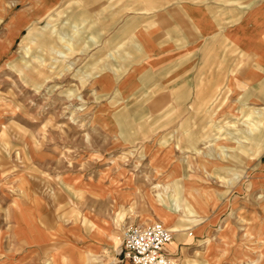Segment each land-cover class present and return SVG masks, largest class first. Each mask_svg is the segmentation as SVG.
Instances as JSON below:
<instances>
[{"label":"rangeland","instance_id":"374dc122","mask_svg":"<svg viewBox=\"0 0 264 264\" xmlns=\"http://www.w3.org/2000/svg\"><path fill=\"white\" fill-rule=\"evenodd\" d=\"M44 1L0 0V42L8 43L6 51L0 48V238L9 234L11 241L0 239V264H54L49 257L55 252L69 255L63 245L12 243L20 239L12 235L14 200L24 209L27 193L38 196L41 226L48 219L61 229L76 223L86 238L92 225L83 217V202L96 195L94 185L121 204L112 214L124 225L134 218L138 225L159 220L168 227L171 251L177 243L174 264H264V137L260 144L227 140L226 134L205 144L197 137L207 126L199 118L208 108L217 124H236H224L225 131L243 130L248 115L264 114L257 89L212 82L209 73L195 85L207 100L202 106L192 105L189 95L186 106H177L174 91L155 84L123 101L107 96L98 85L108 88L112 74L120 76L129 62L154 49L143 40L136 44L133 28L120 26L116 39L113 30L122 16L151 7L138 0H60L10 36L9 20L22 7L41 9ZM49 46L66 54L53 61ZM187 133L200 153L184 146ZM123 262L119 257L117 264Z\"/></svg>","mask_w":264,"mask_h":264},{"label":"crops","instance_id":"0c3cea01","mask_svg":"<svg viewBox=\"0 0 264 264\" xmlns=\"http://www.w3.org/2000/svg\"><path fill=\"white\" fill-rule=\"evenodd\" d=\"M35 1L40 2V0H34V4ZM59 1L46 0L44 2L50 5L43 2L39 4L41 9L36 10L33 9V4L29 7H22L6 25L10 36L19 33L32 21L44 16V11L52 9ZM137 3L142 8L151 7V9H137L132 11L133 16L131 17L122 16L125 18L113 30V39H116L114 37L117 35L118 28L124 25L127 28H133V39L138 40L136 44L143 40L145 46L152 44L154 49L151 50L150 56L144 55L141 59L129 62L120 76L112 74L108 88L103 90L96 83L98 89L107 93V96L117 95L122 100L138 92H150L152 89L148 90V87L154 84L162 85L164 89L170 87L174 91L177 106H186L185 101L188 95L189 100L190 96L193 99L192 105L202 106L207 103V100L202 101L204 92L198 93V87L195 85L201 75L206 76L210 73L212 82L225 79L224 81L228 82L230 87H235L241 82H245L248 86L253 85L257 89V101L264 103V0H152L150 5L138 0ZM124 13H129L128 9ZM3 16L4 13L2 14L1 11L0 19ZM30 30L31 28L27 31L28 36ZM63 37L62 32L60 39ZM29 40L33 41L32 38ZM67 46L68 52L74 48L72 45ZM7 47L8 43L0 42L3 52L7 50ZM48 50L56 53L52 57L53 61H59L60 57L66 54L62 48L54 46H49ZM80 51L85 53L86 49L83 48ZM137 53L135 55H138ZM223 54H234V57L231 56L232 58L229 59ZM241 58L245 63L242 66V72L239 73L236 66ZM214 85L215 83L205 88L215 87ZM187 89H190L189 94L186 92ZM246 89L247 87L244 90ZM158 100L160 101L161 98L159 97ZM109 102L106 104L109 105ZM208 111L209 108L205 110L204 116L199 118V121H206L207 125L201 126L200 134L197 136L205 139L204 144L219 141L223 134L227 135L225 136L227 140L245 139L253 142L254 140L249 138V128L254 119H259L260 139L264 137L262 133L264 114L262 113L256 112L257 115H248L252 119L242 121L246 127L243 130L236 128V131H225L224 124H230L229 128L235 127L236 124L232 121L217 124V119L213 118L214 111H210L211 113ZM222 130L225 132L221 133ZM242 135H244L243 138ZM184 136L187 139V144L184 146L193 147L200 153V149L197 148L198 141L194 140L189 133ZM100 186L102 185H94L98 188L96 195H92L91 199L83 202V217L87 223L92 225L86 238L79 232L76 223H70L61 229L58 222L48 219L46 226H41L39 219L44 220L45 217L41 201L38 196H30L25 189L24 192L27 193L28 199L23 202L25 203L22 205L24 209L20 207L21 205L18 206L16 200H14L16 207L12 208L11 219L13 230L16 231V234L12 232V235L15 239L20 237L12 243L32 242L39 243L38 246L54 244L55 250L62 245L65 246L69 255L59 257L55 252V256L49 257V259L51 257L55 259L54 264H117L119 257L123 258V264H131L121 253V232L126 224L117 221L116 217L115 220L112 214L114 208L117 210L121 204H118L113 196L109 197L108 192ZM133 219L124 220V223L136 224L135 219L132 221ZM32 221L37 224L36 227L30 226ZM19 232L25 235L21 236ZM9 238L8 234L6 238L0 239L5 240L3 244L7 245L11 243V241L8 243ZM168 244L165 246V251L172 258V253L177 249V243L175 241L173 251ZM169 245L172 246L173 242ZM97 257L101 263L96 261Z\"/></svg>","mask_w":264,"mask_h":264},{"label":"built area","instance_id":"2783aa9c","mask_svg":"<svg viewBox=\"0 0 264 264\" xmlns=\"http://www.w3.org/2000/svg\"><path fill=\"white\" fill-rule=\"evenodd\" d=\"M121 236V253L131 264H174L165 251L173 235L161 221L126 225Z\"/></svg>","mask_w":264,"mask_h":264},{"label":"bare ground","instance_id":"6f19581e","mask_svg":"<svg viewBox=\"0 0 264 264\" xmlns=\"http://www.w3.org/2000/svg\"><path fill=\"white\" fill-rule=\"evenodd\" d=\"M250 129H251V133H250L251 137H250V139L254 140L255 142H257V144H260L259 121L254 127L250 128Z\"/></svg>","mask_w":264,"mask_h":264}]
</instances>
